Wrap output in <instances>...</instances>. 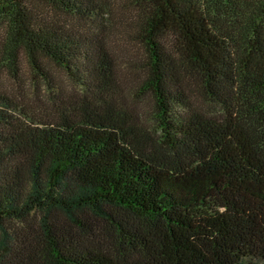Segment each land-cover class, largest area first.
Masks as SVG:
<instances>
[{
    "label": "trees",
    "instance_id": "16d2710c",
    "mask_svg": "<svg viewBox=\"0 0 264 264\" xmlns=\"http://www.w3.org/2000/svg\"><path fill=\"white\" fill-rule=\"evenodd\" d=\"M0 264H264V0H0Z\"/></svg>",
    "mask_w": 264,
    "mask_h": 264
},
{
    "label": "rangeland",
    "instance_id": "374dc122",
    "mask_svg": "<svg viewBox=\"0 0 264 264\" xmlns=\"http://www.w3.org/2000/svg\"><path fill=\"white\" fill-rule=\"evenodd\" d=\"M116 50L118 52L120 63H121V69L122 70V76L127 82V91H134L136 90L139 81H140V70L138 69L137 64H130V62H127L129 59H133L137 56V50L138 46L133 45L132 43H128L127 46L123 44V42L119 41L116 44ZM135 54V55H134ZM24 67L21 72V75L24 79H26V83L31 84V78L29 69L26 66L25 62L23 63ZM4 81L7 83L8 87H19L18 82L19 80H16L12 77H10L8 74H3ZM23 82V81H22ZM25 86V85H24ZM34 87V84H33ZM140 105L143 107L144 111H148L151 108V101L150 99L145 98L143 101H140Z\"/></svg>",
    "mask_w": 264,
    "mask_h": 264
}]
</instances>
